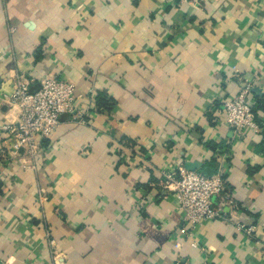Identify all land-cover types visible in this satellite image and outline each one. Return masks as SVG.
I'll return each instance as SVG.
<instances>
[{"label":"crops","instance_id":"0c3cea01","mask_svg":"<svg viewBox=\"0 0 264 264\" xmlns=\"http://www.w3.org/2000/svg\"><path fill=\"white\" fill-rule=\"evenodd\" d=\"M46 75L86 120L62 116L35 163L0 130V264H264V0H0V128L15 79ZM244 88L257 133L224 123ZM186 163L234 206L184 236L157 184Z\"/></svg>","mask_w":264,"mask_h":264},{"label":"built area","instance_id":"2783aa9c","mask_svg":"<svg viewBox=\"0 0 264 264\" xmlns=\"http://www.w3.org/2000/svg\"><path fill=\"white\" fill-rule=\"evenodd\" d=\"M30 86V82L22 77L15 79L8 104L16 107L17 120L2 125L0 130L7 136L13 155L22 154L29 163H35L41 154V142L53 134L62 116H69L72 121L84 125L86 113L76 105L74 86L63 79L46 75L37 89L31 90ZM248 97L249 89L244 88L222 105L224 123L236 134L247 129L260 131L255 122L254 103L249 102ZM157 187L162 197L174 196L181 212L180 234L184 236L188 235V230L220 217V213L212 208L214 198L234 206L221 176L206 177L198 171H187L183 164L165 167ZM252 232L251 227L245 230L246 234Z\"/></svg>","mask_w":264,"mask_h":264},{"label":"water","instance_id":"95a60500","mask_svg":"<svg viewBox=\"0 0 264 264\" xmlns=\"http://www.w3.org/2000/svg\"><path fill=\"white\" fill-rule=\"evenodd\" d=\"M184 168L187 171H199L201 168V164L200 163H186L184 165ZM202 175L206 176V177H211L212 176V171L209 169H203L200 172Z\"/></svg>","mask_w":264,"mask_h":264},{"label":"trees","instance_id":"16d2710c","mask_svg":"<svg viewBox=\"0 0 264 264\" xmlns=\"http://www.w3.org/2000/svg\"><path fill=\"white\" fill-rule=\"evenodd\" d=\"M97 108L100 110V108H102V105H98ZM264 130V129H263Z\"/></svg>","mask_w":264,"mask_h":264}]
</instances>
